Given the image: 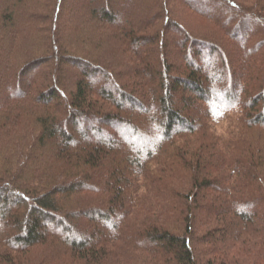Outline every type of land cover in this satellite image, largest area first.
<instances>
[{"label": "trees", "instance_id": "16d2710c", "mask_svg": "<svg viewBox=\"0 0 264 264\" xmlns=\"http://www.w3.org/2000/svg\"><path fill=\"white\" fill-rule=\"evenodd\" d=\"M81 1L0 0V264H264V0Z\"/></svg>", "mask_w": 264, "mask_h": 264}, {"label": "rangeland", "instance_id": "374dc122", "mask_svg": "<svg viewBox=\"0 0 264 264\" xmlns=\"http://www.w3.org/2000/svg\"><path fill=\"white\" fill-rule=\"evenodd\" d=\"M80 1L81 0H62V2H61L62 8H61V12L59 13V20H58L59 21V28L64 27V26L65 27H70V24L73 22V20L75 19V17H77V15L79 14V9L82 6V4L79 3ZM83 1L84 0H82L81 2H83ZM169 1L171 2L172 5H175V3L177 2V0H169ZM178 1H180L181 3H185V4H188V2H189V0H183V1L178 0ZM241 1H243V0H241ZM127 4L128 3H126V4L123 3V6H122V10L125 13L130 12L129 11V7H131V5H129V4L127 5ZM95 6L98 7V5H95ZM207 13H208V16L209 17H211V18H213L215 20L220 21V17L217 15V13H215L213 11H208ZM122 17L123 16H121L119 14L118 17H117L118 21L120 19H122ZM262 31H263V27L262 28L256 27L254 29H251V28L249 29V32L262 33ZM168 32H169V35H168L169 42H168L167 49L169 51H171L170 49L172 48V46H174L175 48H179L180 47L179 40H181V39H179L178 36H175V33L174 32H171L169 30H168ZM249 48L250 47H248V46L245 47L246 50H248ZM261 50H262L261 47H259L255 51L259 53V52H261ZM167 59H168L169 62H172V63H175V64H177V62H179V56L174 55V54L172 56H170V57H167ZM231 60L234 62V64L235 63L236 64L239 63V62H237V59H235L234 57H232ZM197 63H199V61H197ZM8 66H9V64H7V63L6 64H3L2 66H0V75H2V74L4 75L5 74V71L8 69ZM66 73H68V74L66 75ZM60 74L66 76L64 78L65 79V82H67L68 80L71 81L73 79H79L80 78V76L78 74V70L75 67H73V66H63L62 65L60 67ZM27 75H29L30 77L34 78L35 77V72L33 70H30V71H28ZM22 84H23V86H22L23 87V91L20 94H18V95L8 93V92H6V90L1 89L2 91L4 90V93H5V94H3L4 95V98L7 100V99H9L11 97H14V96H16L17 98H21L22 96H25V93L27 91V83H25L23 81ZM99 85H102V83H100ZM146 105H147V108L149 109L150 106H149V103L148 102H146ZM67 131L72 132L73 129L70 126H68L67 127ZM106 131L109 134H111V135L113 134V131L110 130V129H108V128H107ZM143 134H144V132H141L140 133V136H142L141 137L142 138V141H144V143H146L147 141H149V139L144 138V135ZM129 141H131V139H129Z\"/></svg>", "mask_w": 264, "mask_h": 264}]
</instances>
